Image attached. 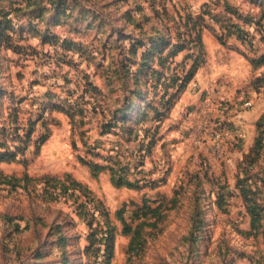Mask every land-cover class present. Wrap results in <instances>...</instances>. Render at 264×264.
Listing matches in <instances>:
<instances>
[{"label":"rangeland","instance_id":"rangeland-1","mask_svg":"<svg viewBox=\"0 0 264 264\" xmlns=\"http://www.w3.org/2000/svg\"><path fill=\"white\" fill-rule=\"evenodd\" d=\"M162 5L209 27L160 121V80L192 63L151 40ZM1 15L0 172L19 179L0 177V264H264V61L249 59L264 0H0ZM117 158L131 185L91 168Z\"/></svg>","mask_w":264,"mask_h":264},{"label":"trees","instance_id":"trees-1","mask_svg":"<svg viewBox=\"0 0 264 264\" xmlns=\"http://www.w3.org/2000/svg\"><path fill=\"white\" fill-rule=\"evenodd\" d=\"M144 8V6H143ZM162 12L165 13V16L167 18V21L169 23L165 22L164 25L159 29L156 27V30H158V35L155 39L151 40H163L165 44L162 46V51L168 47L173 46L176 47V50L181 49H187L191 52L187 53L185 57H192V63L189 65L188 68L184 64H179L178 67H173L170 72L165 74L163 76V80H160L161 86H164L165 89L161 95V107L163 110H158L155 114L156 118L161 119L163 118L165 112L170 109V107L173 104V97L187 84V82L191 79V77L195 74L197 68L202 64L204 61V45L202 40V30L206 27H209L208 19L205 18L204 14L200 13L197 16H194L191 11L184 10L183 13H180L178 15H170L167 11V8L165 5H162L161 7ZM224 10H227L224 8ZM204 12V11H203ZM221 11H217L214 14L209 12V18L213 19L214 21L217 20V15ZM147 12L143 11L141 14L142 16L147 15ZM4 16L1 15L0 17V41L8 42L11 40L12 36L7 32L6 28L7 21L9 19L3 18ZM132 20H135L136 18H131ZM3 23L6 24V26H3ZM139 24V22H137ZM224 28H227L224 32L226 36H232L236 35L237 39L243 38L242 32L243 29L241 28V25L238 23H235L231 20H229L228 26H225ZM142 30V28H141ZM129 38H133V40H140L139 38L127 36ZM222 38V37H221ZM174 40H178V42L174 43ZM243 41V40H242ZM258 58V59H257ZM251 63L258 64L259 62L264 61V54H259L258 57H250L249 58ZM152 87H156L157 84L153 83L151 84ZM170 88H174L173 92H169ZM167 98L165 96L167 95ZM121 160L117 158L116 160H112L110 164H99V163H93L91 164L92 169H96L97 171L108 169L112 173V180L116 184H127L131 185L132 182L128 180L125 176V174H122L121 170L119 169L121 167L120 164ZM129 162V161H127ZM118 171V172H117ZM0 177L5 182L11 183L12 179H19L17 177L8 176L0 172ZM69 177V176H68ZM70 179L71 187L73 188V184H77L79 186H82V188L85 190L84 198H81L82 200H77L75 197L74 203L77 205L76 212L80 215L88 214V219H92L96 217V214L98 212V207L93 202V196L91 195L92 192L89 190V188L82 184L81 182H78L75 179ZM57 182L63 183V179H55ZM76 190V189H75ZM57 194V193H56ZM71 194L75 195V191H73ZM254 220V219H253ZM125 231H129L130 228H128L127 225H125ZM109 231V230H108Z\"/></svg>","mask_w":264,"mask_h":264}]
</instances>
